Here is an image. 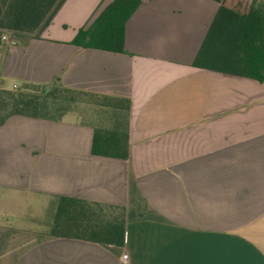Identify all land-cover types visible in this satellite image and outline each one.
<instances>
[{"label":"crops","instance_id":"crops-1","mask_svg":"<svg viewBox=\"0 0 264 264\" xmlns=\"http://www.w3.org/2000/svg\"><path fill=\"white\" fill-rule=\"evenodd\" d=\"M112 1L65 0L38 35L0 45L2 88L130 100L127 159L91 152L101 116L0 125V264H264V83L192 65L218 3L144 0L121 52L73 44ZM57 196L124 206L123 245L30 227Z\"/></svg>","mask_w":264,"mask_h":264},{"label":"trees","instance_id":"trees-1","mask_svg":"<svg viewBox=\"0 0 264 264\" xmlns=\"http://www.w3.org/2000/svg\"><path fill=\"white\" fill-rule=\"evenodd\" d=\"M65 0H0V45L10 32L15 41L35 37L53 18ZM144 0H113L86 28H80L72 43L81 48L121 52L124 27ZM217 11L193 59L196 68L242 76L264 83V0H213ZM101 108L94 126L91 152L127 159L129 154L130 100L63 86L24 82L0 89V125L19 115L43 120H61L77 105ZM49 235L122 246L125 208L71 196L52 202Z\"/></svg>","mask_w":264,"mask_h":264},{"label":"rangeland","instance_id":"rangeland-1","mask_svg":"<svg viewBox=\"0 0 264 264\" xmlns=\"http://www.w3.org/2000/svg\"><path fill=\"white\" fill-rule=\"evenodd\" d=\"M10 39H14L12 34L10 35ZM12 83L22 85L23 82H21L18 79H7L5 87L10 86ZM102 109L91 105V104H84V105H77L73 112L71 114L76 116V119L80 121H87L90 123H98V118L101 116V111ZM69 114V117L72 116ZM31 215L33 214L34 216L36 215V220L35 217L33 218V221L30 222L29 224L30 227L39 229V230H49L52 218H53V204L51 202H47L43 204V206H33L31 210L28 211V214ZM39 218V219H38Z\"/></svg>","mask_w":264,"mask_h":264},{"label":"built area","instance_id":"built-area-1","mask_svg":"<svg viewBox=\"0 0 264 264\" xmlns=\"http://www.w3.org/2000/svg\"><path fill=\"white\" fill-rule=\"evenodd\" d=\"M10 35H11L10 32H6L4 34V36L2 37V39L4 41H7V42H12V39H10ZM15 87H17V86L16 85H13V88H15ZM0 89H2V87H0ZM122 259L125 261L127 259V254L122 255Z\"/></svg>","mask_w":264,"mask_h":264}]
</instances>
